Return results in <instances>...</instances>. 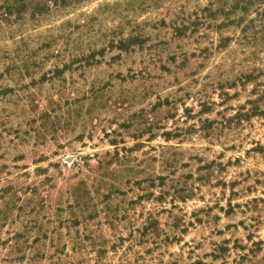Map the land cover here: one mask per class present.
<instances>
[{"label": "rangeland", "instance_id": "374dc122", "mask_svg": "<svg viewBox=\"0 0 264 264\" xmlns=\"http://www.w3.org/2000/svg\"><path fill=\"white\" fill-rule=\"evenodd\" d=\"M0 264H264V0H0Z\"/></svg>", "mask_w": 264, "mask_h": 264}]
</instances>
